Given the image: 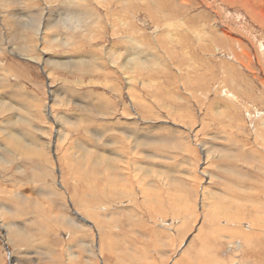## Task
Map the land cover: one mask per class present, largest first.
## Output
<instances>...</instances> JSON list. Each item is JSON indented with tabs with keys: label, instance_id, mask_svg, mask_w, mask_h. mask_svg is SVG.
Masks as SVG:
<instances>
[{
	"label": "rangeland",
	"instance_id": "1",
	"mask_svg": "<svg viewBox=\"0 0 264 264\" xmlns=\"http://www.w3.org/2000/svg\"><path fill=\"white\" fill-rule=\"evenodd\" d=\"M18 1L0 7V264H264V0Z\"/></svg>",
	"mask_w": 264,
	"mask_h": 264
},
{
	"label": "bare ground",
	"instance_id": "2",
	"mask_svg": "<svg viewBox=\"0 0 264 264\" xmlns=\"http://www.w3.org/2000/svg\"><path fill=\"white\" fill-rule=\"evenodd\" d=\"M21 1V0H20ZM39 1L40 0H26V6L27 7H32V8H39L38 7V3H39ZM42 1V0H41ZM81 1V0H80ZM79 1V2H80ZM90 1V0H89ZM17 2H19L18 0H0V7H8L9 5H11V4H14V3H17ZM78 2V1H77ZM87 3H88V1H87ZM85 5V4H84ZM246 5V4H245ZM87 6V5H86ZM72 7V6H71ZM73 8H75V6H73ZM31 9V8H30ZM79 9H80V11H79ZM253 9V8H252ZM47 10V9H46ZM261 10V9H260ZM28 11H29V9H28ZM34 11V10H33ZM33 11H30V12H33ZM40 11V10H39ZM79 11V12H78ZM86 11V9L84 8V6H83V4L82 5H79V8H77V9H74L73 11L72 10H70L69 11V13L72 15V16H80V15H83V13ZM90 11H92V10H90ZM35 12V11H34ZM48 12V11H47ZM52 12V11H51ZM88 12V11H87ZM261 12V11H260ZM46 13V12H45ZM94 13V12H93ZM254 13V12H253ZM252 13V14H253ZM263 13V12H262ZM261 13V14H262ZM43 14V13H42ZM42 14L40 13V15H38V14H36V13H30V15L31 16H42ZM56 16V15H55ZM12 23H13V30L11 31H9V36L11 37V38H13V40H14V38H17V37H19V38H17V39H24L23 41L24 42H28V44L31 46L33 43V45H32V48H30L31 50H35V48L42 54V56H49V57H51L52 56V54L50 53V52H48V50H49V48L48 49H43L42 47H41V44H38V41H39V38H40V36L39 35H41V37H42V39H44V37H43V35H42V33H40L39 32V26L37 25V27H36V29H33L34 30V32H31L30 31V29L29 28H27V27H25V26H23L22 25V23L20 22V18H19V16H12ZM17 19L19 20V21H17ZM78 22V21H77ZM1 26V25H0ZM4 28H6V27H4ZM8 30L9 29H4L3 31H1V34H3V36H6V34H7V32H8ZM14 36H16V37H14ZM38 36H39V38H38ZM32 37V38H31ZM0 38H1V35H0ZM10 38V42L11 41H13L12 39ZM30 39V42L28 41ZM3 40V38H1L0 39V41H2ZM16 40V39H15ZM22 41V40H21ZM25 44V43H24ZM27 44V43H26ZM3 45V43H1L0 42V50H3V49H5V47H3L2 46ZM10 46V45H9ZM27 46V45H26ZM12 47H13V45H12ZM28 47V46H27ZM12 49V48H11ZM15 50V49H14ZM27 54V53H26ZM29 58H31V59H34V60H36V61H38L39 62V59H40V56H38V57H35V56H33V57H29ZM130 59V58H129ZM137 64H142V62H138ZM142 134V133H141ZM37 153V152H36ZM35 154V153H34ZM93 170H95L94 168H93ZM92 171V170H91ZM99 178V177H98ZM80 180V179H79ZM81 180H82V178H81ZM118 180V179H117ZM87 182V181H86ZM93 182V181H92ZM119 182V181H118ZM97 183V182H96ZM110 183V182H109ZM111 184V183H110ZM113 184V183H112ZM111 184V185H112ZM107 185V184H106ZM105 185V186H106ZM109 185V184H108ZM81 187H83V186H81ZM104 187V186H103ZM110 187V186H109ZM84 188V187H83ZM82 188V189H83ZM92 187H90L89 189H91ZM115 188V187H114ZM79 190V189H78ZM86 190V189H85ZM80 191H82V190H80ZM92 191V190H91ZM90 191V192H91ZM94 192V191H93ZM74 193H76V192H74ZM82 193H84V192H82ZM86 194V193H85ZM80 195V194H79ZM78 195V196H79ZM88 195V194H87ZM86 195V196H87ZM76 197L77 199L79 198V197ZM150 196H151V194H150ZM82 197V196H81ZM146 197H148V196H146ZM82 198H84V197H82ZM89 200H86V203L87 204H89V202H88ZM81 202V201H80ZM85 203V200H84V205L86 204ZM83 207V206H82ZM91 207H93V206H91ZM83 209V208H82ZM91 217H94V216H91ZM34 219H37L38 220V222L39 223H41V224H43V225H49V223H50V221L49 222H47L46 220H48V219H45L44 217H42V216H39V218L35 215V218ZM57 223V222H56ZM59 225V224H58ZM49 228H51V230H53L54 229V227L53 226H48ZM70 228H71V231H74L75 230V228H74V226L72 225V226H70ZM73 228V229H72ZM11 230V229H10ZM12 231V233H14L16 230L15 229H12L11 230ZM161 231V230H160ZM76 232V231H75ZM85 232V231H84ZM24 233V232H23ZM22 233V234H23ZM86 233V232H85ZM88 233V232H87ZM90 233V232H89ZM14 234H18V232L16 231ZM23 236H26V233H24V235ZM249 236V235H248ZM74 237V236H73ZM22 237H20V239H21ZM72 238V237H71ZM89 238H91V235H89ZM75 239H77V238H75ZM72 240H74L73 238H72ZM92 240H94V239H92ZM103 240H105L104 239V237H103V239H100V241H103ZM111 240V239H110ZM21 240H19V242H20ZM96 241V240H95ZM106 241H107V238H106ZM22 242V241H21ZM76 242V241H75ZM94 242V241H93ZM77 243H78V241H77ZM108 244V245H107ZM105 245H107L108 246V250L110 249V247H112V245H111V241L109 242V241H107V243H105ZM103 248V247H102ZM107 248V247H106ZM88 253H89V249H88ZM92 253V252H91ZM260 253V252H259ZM68 255H71V253H69ZM263 258V257H262ZM88 259V258H87ZM53 261H54V259H52ZM53 261H50L49 260V262L47 263V264H64V258H61V259H58V261L57 262H53ZM187 261V260H186ZM66 262V261H65ZM69 262V261H68ZM72 262V261H71ZM188 262V261H187ZM70 264V263H69ZM187 264V263H186Z\"/></svg>",
	"mask_w": 264,
	"mask_h": 264
},
{
	"label": "crops",
	"instance_id": "3",
	"mask_svg": "<svg viewBox=\"0 0 264 264\" xmlns=\"http://www.w3.org/2000/svg\"><path fill=\"white\" fill-rule=\"evenodd\" d=\"M42 244H43V243H42ZM46 244H47V243H46ZM47 245H50V244H47ZM45 253H46V252H45ZM30 254H34V251H32ZM46 257H47V258H46ZM46 257L44 258L43 261L46 260L47 262H49V259H50V261H53L52 259H54L53 262H57L60 256L57 254L56 257L53 255V258H51V256H49L48 253H46ZM43 261H42L41 263H39V264H43ZM24 264H27L26 259H25Z\"/></svg>",
	"mask_w": 264,
	"mask_h": 264
}]
</instances>
